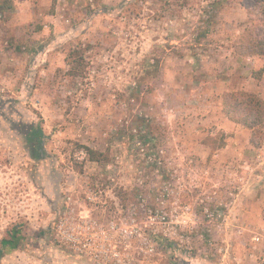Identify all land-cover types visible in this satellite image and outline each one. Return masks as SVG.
<instances>
[{
	"label": "rangeland",
	"instance_id": "374dc122",
	"mask_svg": "<svg viewBox=\"0 0 264 264\" xmlns=\"http://www.w3.org/2000/svg\"><path fill=\"white\" fill-rule=\"evenodd\" d=\"M3 1L0 241L22 240L0 264H264V127L254 147L223 121L229 92L264 102L263 61L233 54L242 0ZM66 210L115 223L117 256L58 242Z\"/></svg>",
	"mask_w": 264,
	"mask_h": 264
},
{
	"label": "trees",
	"instance_id": "16d2710c",
	"mask_svg": "<svg viewBox=\"0 0 264 264\" xmlns=\"http://www.w3.org/2000/svg\"><path fill=\"white\" fill-rule=\"evenodd\" d=\"M6 5L7 1L0 3V13L6 8ZM242 5L245 8L249 26L232 46L233 54L242 59H261L263 61L261 68L251 72V78L260 81L264 75V0H242ZM64 62L68 68L67 73L72 78L81 77L86 71L87 62L82 48L79 46L69 51ZM222 106L225 119L249 130L252 133L251 144L254 147H259L255 137L261 135L260 129L264 127L263 100L252 93L235 91L224 95ZM40 137H37L38 139L33 142V145L39 150L43 145V140ZM207 143L212 145V150H216L222 148L225 141L220 136L207 139ZM80 148L85 150L90 162L107 161V156L97 151L85 146ZM21 240L20 229L15 226L8 234V238L1 240L0 256L18 250Z\"/></svg>",
	"mask_w": 264,
	"mask_h": 264
},
{
	"label": "built area",
	"instance_id": "2783aa9c",
	"mask_svg": "<svg viewBox=\"0 0 264 264\" xmlns=\"http://www.w3.org/2000/svg\"><path fill=\"white\" fill-rule=\"evenodd\" d=\"M88 200L93 201L91 197H88ZM118 229V226L113 222L103 226L84 216L76 221L72 216V210H66L59 218L55 232L58 242L64 243L73 252L94 259L98 263L103 261L101 260L102 255L105 256V259L108 257V253L113 257L117 256L116 246L111 244V238ZM125 232L124 230L123 233L125 234Z\"/></svg>",
	"mask_w": 264,
	"mask_h": 264
},
{
	"label": "crops",
	"instance_id": "0c3cea01",
	"mask_svg": "<svg viewBox=\"0 0 264 264\" xmlns=\"http://www.w3.org/2000/svg\"><path fill=\"white\" fill-rule=\"evenodd\" d=\"M223 121L225 122L224 125L227 126V125H228V120H227V119H225V120L223 119ZM38 150H39V149H38ZM0 173H1V171H0ZM0 242H1V241H0Z\"/></svg>",
	"mask_w": 264,
	"mask_h": 264
}]
</instances>
